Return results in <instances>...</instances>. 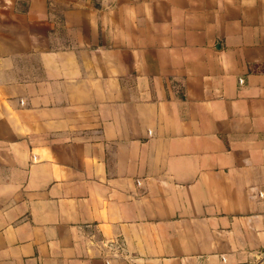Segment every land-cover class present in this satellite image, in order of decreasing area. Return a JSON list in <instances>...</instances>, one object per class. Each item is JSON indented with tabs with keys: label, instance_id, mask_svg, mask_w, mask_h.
Instances as JSON below:
<instances>
[{
	"label": "crops",
	"instance_id": "0c3cea01",
	"mask_svg": "<svg viewBox=\"0 0 264 264\" xmlns=\"http://www.w3.org/2000/svg\"><path fill=\"white\" fill-rule=\"evenodd\" d=\"M264 0H0V264H264Z\"/></svg>",
	"mask_w": 264,
	"mask_h": 264
},
{
	"label": "water",
	"instance_id": "95a60500",
	"mask_svg": "<svg viewBox=\"0 0 264 264\" xmlns=\"http://www.w3.org/2000/svg\"><path fill=\"white\" fill-rule=\"evenodd\" d=\"M263 254H264V252H263Z\"/></svg>",
	"mask_w": 264,
	"mask_h": 264
}]
</instances>
